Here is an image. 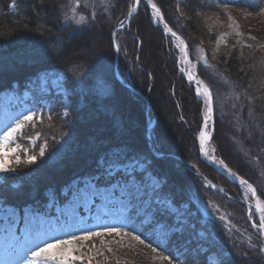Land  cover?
<instances>
[{
	"label": "trees",
	"instance_id": "1",
	"mask_svg": "<svg viewBox=\"0 0 264 264\" xmlns=\"http://www.w3.org/2000/svg\"><path fill=\"white\" fill-rule=\"evenodd\" d=\"M122 1L81 0L77 14L85 15L86 24L74 28L64 22L65 15L73 6V0H0V91L11 87L14 82L19 88L24 87L27 82L35 80L41 71L55 70L63 74V84L69 93L67 103L55 96L51 101L50 111L42 114L40 120L23 130V138L38 135L39 143L45 142V155L40 156L36 146L35 163L14 166L16 170L11 176H7L8 179H4L1 185L2 198L8 204L19 207L26 204L44 206L49 192L58 194L60 188L71 179L98 172L103 166L102 160L105 161L106 157L109 160L118 155L136 157L147 161L145 167L161 180L160 192L165 193L176 206L187 205L186 218L189 222L186 224H193L194 227L190 229L191 233H186L189 229L183 234L173 232L171 240L185 241L188 237L189 245L196 246V228L203 227L213 234L207 236L211 241L207 237L197 236L202 244L208 245L204 251L211 248L220 252V259H223L225 264H246V261L250 264H264V255L259 251L261 239L259 234L249 227L244 204L213 191L184 164L168 155L170 152L179 154L212 181L226 187L230 195L239 196L237 185L225 179L199 156L198 129L203 102L197 99L193 86L186 82L179 72V53L163 30L149 20L148 7L144 1L140 3L128 26L116 33L115 41L119 47L117 73L122 81L116 77L113 70L115 56L112 34L122 19ZM152 1L161 10L165 23L185 41L188 57L195 63L198 77L213 93L214 105L219 90L226 96L233 83L234 88L261 117V123H264V46L226 45L218 54L212 53L209 42L199 40L203 33H208L207 13L211 15L214 11L212 8V11H208L209 4L204 6L202 0H184L181 3L179 1L180 8L187 11L181 15L179 10L176 13L178 6L174 0ZM215 1L220 5H236L253 12L263 19L261 23L264 26V0ZM11 2L15 5L12 8L9 7ZM92 11L97 12L95 21H92L89 15ZM105 19L108 21L105 22ZM100 31H106V38L100 40ZM143 35L149 37V43L144 41ZM193 35L198 37L194 38ZM215 35L209 33L210 39L213 40ZM103 45L107 52V63L98 66L97 57ZM158 52L162 54L163 62L159 60ZM202 53L206 65L200 59ZM98 72L113 86L108 99H102L92 91L94 75ZM215 73H218L217 77ZM155 82L159 91L154 92V98H149L154 103L155 114L160 120L155 122L150 132L153 153L142 130L144 126L145 131L151 120L149 118H152L151 114L149 110L146 111L145 100L133 93L126 84L137 88L143 95L151 92ZM163 89L167 90L172 98L174 112L178 114L179 122L183 123L186 130L188 121L183 116L182 100H192L198 105L196 113L191 111L199 115H195L197 125L191 127L193 130H189L191 155L185 154L187 147L182 144L184 141L180 140L182 133L180 136L177 134L181 132L182 126L176 125L166 117V106L159 96ZM168 109L170 108L167 107ZM65 111L67 116H64ZM91 112H94L95 116L90 118L88 114ZM98 114H101V117L97 118ZM219 118L214 106L211 143L216 148V155L233 172L252 183L258 196L262 198L263 194L259 191L257 183L240 165L242 160L238 159L239 164L228 157L227 150L223 152L222 149L225 150L228 145L222 137L217 139L223 131ZM171 131L175 132V136L171 135ZM173 143H176V146ZM155 153H164L165 156L158 157ZM262 155L264 158V150ZM32 172L34 176L29 180L27 175ZM11 181L17 184L12 185ZM196 202L212 214V218H209L205 225L199 224V214L192 210ZM222 226H228L229 229L225 230ZM186 256L191 260L190 253ZM197 256L201 259L200 255Z\"/></svg>",
	"mask_w": 264,
	"mask_h": 264
},
{
	"label": "rangeland",
	"instance_id": "2",
	"mask_svg": "<svg viewBox=\"0 0 264 264\" xmlns=\"http://www.w3.org/2000/svg\"><path fill=\"white\" fill-rule=\"evenodd\" d=\"M98 1V0H96ZM184 0H174V2H177L178 9L176 8V13L179 10L181 15L186 14L185 8H180L179 5ZM144 3L147 5V0H144ZM212 3V4H211ZM132 0H123L120 5V13L122 15V18L125 17L128 11V7L131 6ZM202 4L204 6L206 4H209V10H214L211 12V15L209 16L207 13L206 19L207 22V34H202L203 37H201L199 40L206 42H209V47L212 51V53L218 54L221 50H224L226 45L232 47H244L246 45H254L257 47L264 46V26L261 23L262 18L257 16L251 11L246 10L243 7H239L236 5H220L215 0L209 1V0H202ZM13 3L11 2L9 7L12 8ZM140 6V4H139ZM138 6V8H139ZM203 6V5H202ZM147 13L149 16V20L155 25V22L152 20V8L150 5H147ZM203 8V7H202ZM214 8V9H213ZM71 12L69 11L64 18L65 24H71L74 28H78L83 26L82 25H76L74 23V20L72 19H66V16H71ZM80 14H77V18ZM194 15L197 17L196 12H194ZM209 16V17H208ZM204 17V16H203ZM231 17V19H229ZM108 19H105V22H107ZM86 24V23H85ZM209 28V30H208ZM99 31V30H97ZM212 31V32H210ZM102 34V40L103 38H106V31H100ZM103 32V33H102ZM209 33H215L213 40L210 39ZM97 34V33H96ZM95 34V35H96ZM192 37L197 38L198 36L193 35ZM170 41L173 45V47L176 49V51L180 54V60L178 63V68L180 72V68L184 67L183 65V59H182V53L174 41L172 37H169ZM144 41H147L149 43V37L143 35ZM108 49H109V42L107 39ZM157 44V41L155 42ZM157 46V45H156ZM91 49H93V44H91ZM114 47V46H113ZM105 45L102 46L99 52V57H97L98 66L104 65L107 63L106 61V50ZM158 51V46H157ZM158 58L162 62L164 61L163 56L161 53L158 52ZM194 66L190 62V67L194 71ZM164 67V66H163ZM101 69V67H100ZM250 69H253L250 67ZM113 70L117 71V62L114 60L113 63ZM115 73V72H114ZM167 73V72H166ZM166 73L164 75L166 76ZM181 73V72H180ZM218 73H215V76L217 77ZM181 75L184 77L186 82L188 81L186 78V69L184 73H181ZM164 77V76H163ZM38 83L36 82L34 84L29 85L28 87L22 89L20 92L17 90H13L11 94V99L8 100L7 98L2 100V103H0V137H2L3 133L7 130V127L11 124H14V120L17 117L22 118L23 115H27L30 112L34 113V120L30 124H34L41 118V112L48 111L49 107L51 106L52 99L55 98V96H59V99L63 101L64 103H67L68 101V92L64 88L62 82L64 81V76L60 73H57V75H52L50 73H42L40 77L38 78ZM189 83V82H188ZM231 83V87L225 94L223 91L219 90L217 95V100L215 101V107L217 111V115L220 116L219 120L220 126L223 127L222 134L217 139L221 138L227 143L228 148L222 149L223 152H226L228 157H230L232 160L239 163L238 159H241L240 165L244 167V170L247 171V173L253 178V180L257 183L259 187V191L263 194V199L257 195L258 200L261 204H264V158H263V150H264V123H261V117H259L255 111L251 108L249 102L247 99L241 95L239 91H237L234 86ZM226 85V84H225ZM229 86V84H227ZM112 85L108 82L105 76L102 77L101 73H96L94 75V82L92 91L96 95H100L102 99H108L112 94ZM29 88V89H28ZM31 89H34L35 92H41V96H48L46 97L42 103L40 102H34L33 97L31 96ZM136 95L139 97L141 96L145 100V107L146 111L149 110V113L151 114L152 118L150 122L154 119L153 127L155 125V122L160 120L159 116H156L155 114V107L152 100H150L149 96L154 98V92H158V86L156 85V82L154 83V86L151 88V94L145 93L141 94L137 88L133 87ZM228 89V88H227ZM179 91V90H178ZM183 92V91H181ZM179 92V94L181 93ZM159 96L163 104L166 106V117L168 116L169 120L176 125H181V132H177V134L180 136V140L184 141V144L186 148L185 154L191 155V147H190V132L195 124V121H197V117L199 115L196 113V106H198L196 103H194L192 100L183 101V116L186 117L187 123V130L186 127H184L183 123H180V118L178 114L174 112V106L171 104L172 98L170 97L167 90L163 89L161 92H159ZM6 95H9L6 93ZM181 98H183L182 94H180ZM203 99V96H198ZM227 97V98H226ZM191 99V98H190ZM204 101V100H203ZM171 107H170V105ZM167 107L170 108L167 110ZM205 105L203 103L202 113H201V123L199 125L198 129V135L201 130H204L205 132H211V121L208 122V126L204 127V112H205ZM191 111H195L193 114ZM143 112V111H142ZM157 113V112H156ZM148 114V112H147ZM146 114V115H147ZM159 114V113H158ZM162 114V113H161ZM160 114V116H161ZM197 117H196V116ZM90 118L95 116L94 112L88 114V117ZM101 117V114L96 115V117ZM97 117V118H98ZM158 117V119H157ZM196 117V118H195ZM157 119V120H156ZM97 120V119H95ZM263 121V120H262ZM96 123V121H94ZM98 122V121H97ZM149 122V123H150ZM264 122V121H263ZM147 124L144 131L143 126V134L145 135V138L148 141L149 148L151 152L154 153V147L153 142L149 141L150 139V132L148 133L149 127L152 126V124ZM30 124H27L30 125ZM98 125V124H96ZM214 127V121L213 125ZM193 130V129H192ZM152 131V130H151ZM23 132V131H22ZM171 135L175 136V132L171 131ZM22 133H17V138L14 139V141L10 144V147H17L18 152L16 155H20L21 159H25L26 155H36L37 150L35 149L36 146L38 149V152L40 151V146L45 145V142L39 143V138L37 139L38 135L30 136L26 138V140L23 139ZM176 139V138H175ZM21 140V141H20ZM177 140V139H176ZM24 141V142H23ZM176 142V141H175ZM177 143V142H176ZM175 143V144H176ZM211 143V142H210ZM174 144V143H173ZM174 144V146H176ZM198 145H199V139H198ZM209 148L212 153H215V146L214 144H209ZM156 154V153H155ZM169 156L177 159V161L181 164H184L179 158L184 159V157L180 156L179 154H176L174 152L168 153ZM178 158H176V157ZM201 156L203 157V154L201 153ZM14 158V157H13ZM102 160V159H101ZM186 160V159H184ZM142 161V160H141ZM187 161V160H186ZM145 164L147 161H143ZM188 162V161H187ZM178 163V164H179ZM190 164V162H188ZM103 166L98 170V172H95L93 176L85 177L80 180H75L73 183H71L69 186L65 187L61 194L63 196L62 200H54L52 198H49L48 202L45 203L44 206H34L39 210L38 215H41L44 217L45 220L50 222L53 228L56 230L51 232V236L49 239V242H51V239H54L56 237L65 238V232L59 230V225L57 224V217L60 218V223H78V227L75 228V234L80 235L83 231L86 230H92V231H103L105 227L112 226L115 224L116 226H121V224L118 222L121 217V212L123 205L121 204V200H123L124 204H127L128 198L126 196L122 197V191L116 189L115 187L111 188V185H108L106 183L101 184L100 187H108L106 189H102L99 198L96 196H93L92 198L95 199L93 204L90 208L81 206L80 208L72 209L70 208V201L71 196L69 195V187L73 185L74 183L79 182L81 187L83 186V182L85 180H91L98 175L102 174L107 167V164H105L102 160L101 163ZM176 163V165H178ZM180 165V164H179ZM185 165V164H184ZM191 169L197 168L194 164H192ZM17 166L15 164L12 165V167ZM186 167V165H185ZM15 168V167H14ZM187 168V167H186ZM188 169V168H187ZM189 170V169H188ZM142 170L138 168L137 172H141ZM193 175L195 172L193 170H189ZM12 172L8 173H0V188L3 183V180L8 179L7 176H11ZM34 173L32 172L30 175H27V178L30 180L33 178ZM14 177V176H13ZM139 177V183H141L145 189L144 192L141 193V199L144 201H151V204L153 208H167L168 213L174 217L173 224L174 228L172 230L173 232L179 233L182 230L181 224H176L175 218L178 217L180 221L183 223H188L189 219L186 218V211H187V205L181 204L180 206L174 205L169 198L162 194H158L156 191H158L161 188V180L158 178H155L151 176L149 172H144ZM11 180V179H10ZM25 180V177H24ZM27 180V181H29ZM117 180L120 183H123V175L118 176ZM105 181H107V177H105ZM17 184V182H12L11 184ZM113 183H116V181H113ZM10 184V185H11ZM12 184V185H13ZM239 190V198H243V203L245 201L246 204H249L251 202V193L244 190V188L237 185ZM226 188V187H225ZM0 191V199L2 198ZM228 199H236L235 196L230 195ZM97 198V199H96ZM205 198V197H204ZM102 199V200H101ZM6 201L5 199H3ZM104 200V201H103ZM208 200H210L208 198ZM106 201V202H105ZM238 201V200H237ZM111 202V203H107ZM8 202L4 205L5 207H13L11 205H7ZM31 206V205H30ZM245 207V218L248 221L249 227L251 230L257 231V229L253 228L252 225L256 224L259 225V220L256 218L254 214V210H247V206ZM73 211H76V219L73 220V217L71 213ZM249 211V212H248ZM124 215L129 217V222H131L139 231L143 232L144 235L141 237L142 239H145V244L149 243V239H146L145 237H150L151 239V246L145 247L144 245L139 244L137 241H134L129 236H116L113 235H107L105 234L102 237H93L89 241L84 242H78L79 244H83L84 247L80 249L77 255L79 254H85L86 256L90 254L93 259L91 261V264H167L166 261H163L158 258L159 253H163L164 255L171 254V257L175 258L174 264H202V260L198 258L197 252H203L208 245L202 244L197 236H200L201 238H206L208 235H213L212 233L206 231L203 227L196 228V239H194L197 244L196 246H190L189 241L190 239L187 237L185 241H177L175 239H172L170 241H166L162 244L161 247L157 248V253H153L151 251L152 247H156L157 243L160 242V237L158 235V226L154 224L151 220L145 222V218L143 216H136L134 214H131V209L129 208L128 212L124 213ZM201 225L202 222H200ZM150 225V226H147ZM146 226V227H145ZM20 228H23V224L21 223L19 225ZM190 229H193L194 225H189ZM225 230L229 229L228 226H222ZM128 230V229H126ZM68 231H71L69 229ZM258 232V231H257ZM186 233H191L190 230L186 231ZM17 236H20V233H17ZM209 238V237H207ZM211 241V239L209 238ZM262 246H264V240H261ZM16 244V239L14 236L6 232L4 226L2 223H0V264H4L5 260L10 257V254L12 252V249L14 245ZM111 248L112 250L109 251L108 249ZM191 254V260H188L186 254ZM30 256V253H29ZM218 260L220 257L217 258ZM192 262V263H191ZM249 263L246 261V264ZM75 264H81L80 261L75 262ZM83 264H88L87 258L83 261ZM250 264V263H249Z\"/></svg>",
	"mask_w": 264,
	"mask_h": 264
},
{
	"label": "snow or ice",
	"instance_id": "3",
	"mask_svg": "<svg viewBox=\"0 0 264 264\" xmlns=\"http://www.w3.org/2000/svg\"><path fill=\"white\" fill-rule=\"evenodd\" d=\"M142 0H133L131 6L128 7L127 15L131 16L132 13L138 11V6ZM147 5H150L153 10V17L158 22H163V16L161 15V10L157 7L152 0H147ZM146 5V6H147ZM12 6H15L14 4ZM81 6V0H73V6L70 8L71 16H66V19L74 20L76 25H82L86 23L85 15H79L77 18V9ZM87 5L85 4V7ZM114 7V6H113ZM92 21L97 18V12L92 11L89 13ZM231 19V17H229ZM125 24L123 20L119 22V28L124 29ZM165 30L170 32L172 36H177L167 24L164 25ZM177 39H179L177 37ZM183 43V41H181ZM119 50L118 45L116 46ZM247 47H251L248 45ZM184 53V58L187 59L186 47L180 49ZM202 61H205V57L202 55L200 57ZM206 62V61H205ZM180 72L184 73L185 69L180 68ZM187 79L190 83L194 82L196 85V95L203 96L205 112H204V127L208 126V122L213 120L214 117V96L206 84L201 80L196 79L193 73H187ZM67 111L64 112V116H67ZM34 113H29L23 115L22 118L17 117L14 120V124L7 127V130L0 137V173H8L15 171L16 169L12 167L13 164L19 165L21 163L33 164L36 162L37 157L35 155H26L25 159H21L20 155H16L18 152L17 147H10V144L17 138V133H22L27 124H30L34 120ZM200 137V147L201 151H205V141L208 136L204 130L199 133ZM39 137L37 136V139ZM47 145L40 146L39 155L44 156ZM207 155V153H205ZM14 157V158H13ZM214 159V158H213ZM104 163H107V167L104 172L91 180H85L83 186L80 183H74L69 187V195L71 196L70 208L78 209L81 206L90 208L94 200L92 197L96 196L99 198V194L102 189L108 188L100 187L101 184L111 185V188L123 190L121 196H126L128 198L127 204L123 205L121 217L119 223L121 226L105 227L103 231H83L80 235L75 234V228L78 227V223H60V218L57 217V224L59 225V230L65 232V238L56 237L51 239L49 242L51 232L56 230L52 227L50 222L44 219L43 216L38 215L39 210L34 206H25L20 209L16 207H5L4 205L7 201L0 199V223L3 224L6 232L11 234L16 239V244L14 245L10 257L5 260L4 264H75V262L80 261L83 264L85 258L88 260V264H91L93 257L88 254H79L81 248L84 245L78 242L89 241L93 237H102L105 234L116 236H129L132 240L137 241L139 244L145 247L151 246L150 237H145L149 239V243L145 244V239L141 237L144 235L143 232L139 231L131 222H129V217L124 215L131 209V214L136 216H143L145 222L151 220L155 225L158 226V235L160 237V242L157 243L156 247H152L151 251L157 253V248L161 247L166 241H170L172 238V230L175 227L173 224L174 217L168 213L167 208H153L151 201H144L141 199V193L145 191L143 185L139 183V177L137 175L138 168L141 170L145 169V162L139 160L136 157H131L125 155L120 157L119 155L112 160L105 158ZM219 165L227 167L224 165V161H219ZM230 175L236 176V173L231 169H227ZM123 175V183L117 180L118 176ZM107 177V181H105ZM241 185H247L248 192H251L252 196L257 195L256 190L251 184L246 180L240 179ZM116 181V183H113ZM96 198V199H97ZM100 199V198H99ZM102 200V199H101ZM104 201V200H103ZM106 202V201H105ZM111 203V202H107ZM256 211L259 213V225L253 224L252 227L257 229L259 236L264 238V204H261L259 200L256 202ZM73 220L76 219V211L71 213ZM221 219H224L221 217ZM176 224L180 223L178 217L175 218ZM23 224V228L19 225ZM71 229V231H68ZM128 229V230H126ZM20 233V236H17ZM109 251L112 249L109 248ZM261 253H264V246L259 248ZM30 253V256H29ZM201 256L202 264H225L223 259H217L221 256V253L214 250L208 249L207 251L197 252ZM158 258L166 261L167 264H174L175 258L171 257V254L164 255L163 253L158 254Z\"/></svg>",
	"mask_w": 264,
	"mask_h": 264
},
{
	"label": "bare ground",
	"instance_id": "4",
	"mask_svg": "<svg viewBox=\"0 0 264 264\" xmlns=\"http://www.w3.org/2000/svg\"><path fill=\"white\" fill-rule=\"evenodd\" d=\"M132 2H133V0H132ZM152 20H153L155 23H157V24L159 23L160 25H162V22H158V21L153 17V10H152ZM176 44H177L178 47L181 49V42L176 41ZM182 59H183V58H182ZM190 62L192 63V61L190 60V58H189L188 55H187V59H183V65H184V67H185V69H186V73L191 72V73H193V75L196 77V79H199V78L196 76L197 73H196L195 68H194V71H193L192 68L190 67ZM203 63L206 64L205 61H203ZM193 65H195V63H193ZM40 75H41V73H40ZM199 80H200V79H199ZM190 85L193 86V88H194V93H195V95H196V91H195V90H196V85H195V83L192 82V84H190ZM6 93L9 94V95H6ZM196 97H197V99H199V100L202 99V98L198 97L197 95H196ZM6 98H7L8 100L11 99V93H10V92H2V93H0V103H2V100L6 99ZM152 129H153V128H150V130H152ZM206 134H207V136H208V139L205 141V151L202 152V154L204 155V157H205L208 161H210V162L212 163V165L215 166V167H216L221 173H223L224 175H226V177H228L229 179H231V180H233V181H236L237 184H238L240 187L244 188V190H246V191L248 192L247 185H241L240 180L236 178L238 175H236V176L230 175V174L228 173V171H227V169H228L227 167L225 168V167L219 165V161H220V160L216 158L215 154L212 153L211 150H210V148H209V146H210L209 144H211V143H210V138H209V134H210V133H209V132H206ZM149 141L152 142L151 138L149 139ZM199 146H200V137H199ZM200 148H201V147H200ZM205 153H207V155H206ZM156 154H157L158 157L165 156L164 153H161V154H160V153H156ZM213 158H214V159H213ZM144 172H149V173L151 174V176L157 178V177L151 172V170L147 169L146 167H145V169L142 170L141 172H137V175H138V176H141V174L144 173ZM83 177H85V176H83ZM83 177H82V178H83ZM205 177H206V176H205ZM238 177H239V176H238ZM206 178H207V177H206ZM239 178L242 179L241 177H239ZM75 180H77V177L71 179L67 184L63 185V186L60 188L59 192H62V190H63L65 187L69 186V185H70L71 183H73ZM160 184H161L160 186H162V183H160ZM59 192H58V194L49 192L48 195H53V196L63 197L62 194H60ZM156 192H157L158 194H162V195L165 196V193L160 192V190H158V191H156ZM249 193H251V192H249ZM251 199H252V201H251V203H249V205L247 206V208H248V210H249V209L254 210V211H255V214H257V215L259 216V214L257 213V211L254 209V208H256V202H257V200H258V197H252ZM196 203H197V204L195 205V208L192 209V210H194V211L196 212V214H199V216H198L199 224H201L200 222H202V224L205 225V223H206L208 220H210L209 218H212V214H210V213H208L207 211H205V210H204V209L198 204V202H196ZM30 205H31V204H26V205H24V206H20V207L18 206L17 208L20 209V208H22V207L30 206ZM38 205H39V204H38ZM31 206H34V205H31ZM192 213L194 214L193 211H192ZM179 224L182 225V230L180 231V234L185 233V230H186V229H189V230H190L189 225H187L186 223H183L182 221H180Z\"/></svg>",
	"mask_w": 264,
	"mask_h": 264
},
{
	"label": "water",
	"instance_id": "5",
	"mask_svg": "<svg viewBox=\"0 0 264 264\" xmlns=\"http://www.w3.org/2000/svg\"><path fill=\"white\" fill-rule=\"evenodd\" d=\"M133 14V13H132ZM163 23V25H165V23L164 22H162ZM169 28V27H168ZM176 38L178 37V36H175ZM179 38V37H178ZM133 91H134V89L133 88H131ZM154 121H155V119H154ZM154 121H153V123H154ZM213 125V121L211 120V126ZM152 126H153V124H152ZM151 126V127H152ZM150 127V128H151ZM150 128H149V130L148 131H151L150 130ZM176 157V156H175ZM176 158H178V157H176ZM185 165H186V167L189 169V170H192L191 168H192V165L191 164H189L186 160H184V159H182V158H179ZM208 163H210L209 161H207ZM195 175H198V176H200V177H202L205 181H206V183L211 187V188H213V189H215V190H218V191H220L221 193H223V194H225V195H227L226 193H224V191H223V187L222 186H220V185H217V184H215L213 181H211L210 179H208V178H206V177H204L202 174H200V173H196L195 172ZM253 186V185H252ZM254 188V187H253ZM255 189V188H254ZM228 197H230L229 195H227ZM239 201H241V202H243L242 200H239ZM245 203V202H244ZM255 210H256V208H254ZM258 213V212H257ZM259 214V213H258Z\"/></svg>",
	"mask_w": 264,
	"mask_h": 264
}]
</instances>
